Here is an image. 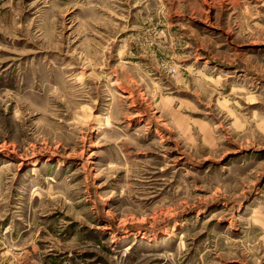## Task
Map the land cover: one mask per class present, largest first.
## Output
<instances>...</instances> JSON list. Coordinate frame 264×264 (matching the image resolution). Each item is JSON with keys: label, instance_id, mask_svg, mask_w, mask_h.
<instances>
[{"label": "rangeland", "instance_id": "1", "mask_svg": "<svg viewBox=\"0 0 264 264\" xmlns=\"http://www.w3.org/2000/svg\"><path fill=\"white\" fill-rule=\"evenodd\" d=\"M0 264H264V0H0Z\"/></svg>", "mask_w": 264, "mask_h": 264}, {"label": "bare ground", "instance_id": "2", "mask_svg": "<svg viewBox=\"0 0 264 264\" xmlns=\"http://www.w3.org/2000/svg\"><path fill=\"white\" fill-rule=\"evenodd\" d=\"M130 98V97H129Z\"/></svg>", "mask_w": 264, "mask_h": 264}]
</instances>
